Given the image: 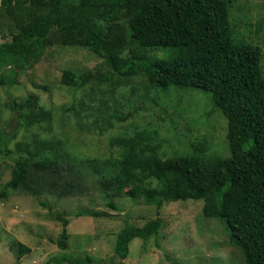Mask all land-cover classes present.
<instances>
[{
  "label": "trees",
  "instance_id": "16d2710c",
  "mask_svg": "<svg viewBox=\"0 0 264 264\" xmlns=\"http://www.w3.org/2000/svg\"><path fill=\"white\" fill-rule=\"evenodd\" d=\"M9 2L11 0H2L1 7L7 10ZM231 2L14 0L12 11L8 13L14 18L8 27L10 39L0 42V86L17 84L22 70L30 62L40 60L46 48L58 42L88 49L120 75L141 71L150 89H198L208 93L210 112L218 111L227 120L229 155L192 151L161 157L146 147L138 148L144 141H151V135L145 131L136 133L137 146L115 138L112 143L123 146L126 153L119 159L102 160L103 190L115 196L142 197L146 205L158 208L164 202L178 199H204L203 214L223 222L229 241L240 248L245 264H264L263 56L260 45L234 35L229 11ZM121 9L127 15L128 35L138 46L169 49L172 53L155 59L135 55L123 59L121 52L126 39L121 35L108 36L110 24ZM101 78L91 71L82 73L67 68L62 71L60 82L80 89ZM8 107L16 117L17 127L13 131L0 129L3 157H11L8 144L16 138L19 129L35 126L50 131L53 117L51 111L39 105L34 94L21 99L12 97ZM128 115L119 112L107 115L103 117L104 125L112 118L122 121ZM200 146L203 150L204 145ZM25 151L29 154L13 158V176L1 188L0 196L12 190L41 192L55 181L50 176L59 172L60 148L42 147L35 152L27 148ZM33 157H36L34 161ZM31 168L37 172L31 173ZM38 175L41 179L36 185L32 181ZM30 183L38 188L31 189ZM56 217L62 224L56 243L66 249L70 219L58 213ZM163 225L160 217L142 226L126 220L115 241V257L120 261L111 264H123L132 239L146 242L157 237ZM28 251V246L19 243L20 254ZM52 260L69 264L91 262L88 256L82 259L72 254L55 256Z\"/></svg>",
  "mask_w": 264,
  "mask_h": 264
},
{
  "label": "rangeland",
  "instance_id": "374dc122",
  "mask_svg": "<svg viewBox=\"0 0 264 264\" xmlns=\"http://www.w3.org/2000/svg\"><path fill=\"white\" fill-rule=\"evenodd\" d=\"M1 1L0 42L10 39L8 27L14 21L8 15L14 0L7 10ZM229 11L234 35L260 45L264 74V0H232ZM127 31V15L121 9L110 24L108 36L126 39L123 59L132 55L155 59L172 53L169 49L140 47ZM67 68L91 71L102 78L80 89L69 88L60 82ZM148 85L141 71L120 75L88 49L56 42L46 48L40 60L22 70L17 84L0 86V129L13 131L17 127L8 107L12 97L34 94L39 105L53 116L50 131L35 126L21 128L8 144L11 157L0 154V190L13 176V158L28 155L27 148L33 152L42 147L60 148L62 157L59 172L50 176L55 181L41 192L12 190L0 196V264H69L52 260L66 254L82 259L88 256L90 264H111L120 261L115 257V241L125 221L142 226L156 217L164 223L158 236L146 242L132 239L123 264H245L240 248L229 241L223 222L203 214L204 199H178L158 208L146 205L142 197L115 196L103 190L102 160L119 159L126 153L123 146L112 143L115 138L137 146L136 133L145 131L151 141L138 148L146 147L161 157L192 151L229 155L227 120L218 111L210 112L208 93L150 89ZM71 106L74 108L69 110ZM115 112L129 115L122 121L112 118L104 125L103 117ZM200 145H204L203 150ZM40 179L38 175L32 182L37 185ZM30 188L38 187L30 183ZM57 213L70 219L66 249L56 243L62 228ZM19 243L30 251L20 254Z\"/></svg>",
  "mask_w": 264,
  "mask_h": 264
}]
</instances>
